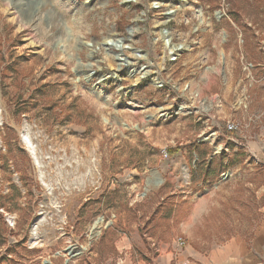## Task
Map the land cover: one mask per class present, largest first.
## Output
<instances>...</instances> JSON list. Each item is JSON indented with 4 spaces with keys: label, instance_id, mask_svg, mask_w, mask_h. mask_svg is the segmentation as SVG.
Wrapping results in <instances>:
<instances>
[{
    "label": "rangeland",
    "instance_id": "1",
    "mask_svg": "<svg viewBox=\"0 0 264 264\" xmlns=\"http://www.w3.org/2000/svg\"><path fill=\"white\" fill-rule=\"evenodd\" d=\"M119 37L146 56L104 42ZM259 130L264 0H0V253L15 258L6 264H106L122 212L141 222L147 256L182 236L199 264H217L214 252L239 235L247 247L221 264H264L250 248L264 176L250 179L247 166L264 157L245 150L264 139ZM193 140L224 162L245 155L196 188ZM190 208L197 217L182 230Z\"/></svg>",
    "mask_w": 264,
    "mask_h": 264
},
{
    "label": "crops",
    "instance_id": "2",
    "mask_svg": "<svg viewBox=\"0 0 264 264\" xmlns=\"http://www.w3.org/2000/svg\"><path fill=\"white\" fill-rule=\"evenodd\" d=\"M261 132L262 131L259 130V133ZM262 134H264V132H262ZM263 140L261 139L259 142H257V144H254L253 141H249L245 150L254 154L256 157H264ZM253 163L247 165L250 171L253 169ZM258 164L261 165L260 163ZM262 168L264 169V166H262ZM261 189H264V184H262ZM260 212V222L253 231V237L250 241V248H252L258 257L264 258V204L262 205ZM196 217V211L190 208L186 216L183 218V220H181L182 230L188 229L195 221ZM147 226H149V223ZM111 227L116 231L115 235L110 241L114 251L112 249V252L108 255L106 264H174L172 255L173 251L175 250V245L169 242L162 243L161 247L158 249L159 252H157L155 256L146 255L148 254L147 248L144 246V241L141 237L140 229L142 226L138 218H131L124 212L118 213L117 218L114 221V225ZM242 242H244V246L247 247V242L243 241L239 235H233L226 239L223 243V246L214 252L218 255V257L216 256L217 264L218 262L221 264L223 259L225 261H236L237 252L243 247ZM137 251L143 252L146 255V258L144 259L142 256H140ZM97 252L99 253L100 251ZM69 254L74 255L72 252ZM179 256L182 259L187 258L189 260L188 264H199V262H203L202 253L189 243L183 246L182 250L179 252ZM53 260L50 259L49 264H55ZM76 260V258L66 257L64 262L66 264H73ZM84 263L87 264V262Z\"/></svg>",
    "mask_w": 264,
    "mask_h": 264
},
{
    "label": "trees",
    "instance_id": "3",
    "mask_svg": "<svg viewBox=\"0 0 264 264\" xmlns=\"http://www.w3.org/2000/svg\"><path fill=\"white\" fill-rule=\"evenodd\" d=\"M228 14L230 19L240 25V20L237 15H235L234 10H230ZM189 148L192 152L197 154L194 165H191L193 167L190 169L191 179L193 181V185L196 188L198 183L202 184L215 181L222 171L245 155L244 151L239 149L237 152L231 153L232 156L230 159L224 162L221 154H214L210 156L212 148L206 143L193 140L191 143H189ZM167 151L168 154H172L176 151V149L169 148ZM253 164V169L248 177L251 179L256 173H258L260 176H264V169L262 166L256 163ZM260 214L261 213H259V216ZM13 259L15 258L12 257L9 252L4 253V255L0 253V264H6L7 260L10 261Z\"/></svg>",
    "mask_w": 264,
    "mask_h": 264
},
{
    "label": "bare ground",
    "instance_id": "4",
    "mask_svg": "<svg viewBox=\"0 0 264 264\" xmlns=\"http://www.w3.org/2000/svg\"><path fill=\"white\" fill-rule=\"evenodd\" d=\"M170 13V12H169ZM104 42H106V43H110V44H114L116 47H118L119 49H121V48H124V47H127L132 53H133V51H134V55L137 57V56H140V57H145L146 56V54L144 53V52H140V51H135V48H133L132 46H130L129 44H126L125 42H121L120 41V39H105V41ZM167 43H169V41L167 42ZM173 45V46H172ZM172 45H169V47L171 48V49H173V48H178V47H180V46H178V44H172ZM181 45H183V44H181ZM116 56L118 57V59L120 60V61H124L125 63H127V62H129L127 59H125V57L124 56H122L121 54H116ZM122 56V57H121ZM143 67V66H142ZM139 69H141V67H139ZM136 70V69H135ZM141 72H143V73H145V72H147V70L146 69H141L140 70ZM124 74L125 73H128V70L126 71H124L123 72ZM107 74H98V78H102V77H105ZM107 76H109V78H110V80H114V79H116L119 75L117 74V73H115V72H112V73H109ZM98 221H96V223H97Z\"/></svg>",
    "mask_w": 264,
    "mask_h": 264
},
{
    "label": "built area",
    "instance_id": "5",
    "mask_svg": "<svg viewBox=\"0 0 264 264\" xmlns=\"http://www.w3.org/2000/svg\"><path fill=\"white\" fill-rule=\"evenodd\" d=\"M198 11H200V7L198 8ZM169 36V35H168ZM118 39V38H117ZM119 39H120V37H119ZM168 40H170L171 41V43H173V41H172V39L171 38H168ZM168 42V41H167ZM109 45H112V46H114L116 49H118L114 44H109ZM184 45V44H183ZM178 46H181V43H178ZM184 48V46L181 48V47H179V48H176V49H170V51L171 52H174L175 54L176 53H179V51H181L182 49ZM177 57V55H171L170 57H169V60H174L175 58ZM121 63H125V62H121ZM126 64V63H125ZM129 71H132V70H129ZM116 81L117 82H119L120 83V77L118 76L117 78H116ZM227 126H228V128H233L232 127V125L231 124H227ZM175 242H176V249L173 251V259L175 260V264H187L188 263V261L187 260H184V259H179L178 258V255H179V251H180V249L182 248V246L185 244V239L182 237V236H177L176 237V240H175Z\"/></svg>",
    "mask_w": 264,
    "mask_h": 264
},
{
    "label": "water",
    "instance_id": "6",
    "mask_svg": "<svg viewBox=\"0 0 264 264\" xmlns=\"http://www.w3.org/2000/svg\"><path fill=\"white\" fill-rule=\"evenodd\" d=\"M205 138H207V137H205ZM207 139H208V138H207ZM229 175H230V171L227 170V171H225V172H223V173L220 174V178L224 179V178L228 177ZM71 249H72V246H71V245H68V246L66 247V250H67L69 253H71ZM47 261H48L47 259H44V260H43L44 263H46Z\"/></svg>",
    "mask_w": 264,
    "mask_h": 264
}]
</instances>
